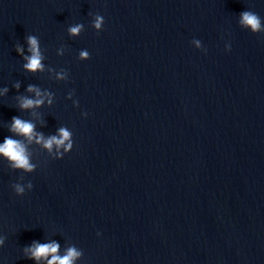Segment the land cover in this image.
<instances>
[{"label":"water","instance_id":"water-1","mask_svg":"<svg viewBox=\"0 0 264 264\" xmlns=\"http://www.w3.org/2000/svg\"><path fill=\"white\" fill-rule=\"evenodd\" d=\"M245 10L264 24V0H0V143L14 116L74 141L60 160L28 144L32 173L0 159V264L51 242L75 264H264V32ZM30 85L51 105L21 111Z\"/></svg>","mask_w":264,"mask_h":264},{"label":"clouds","instance_id":"clouds-1","mask_svg":"<svg viewBox=\"0 0 264 264\" xmlns=\"http://www.w3.org/2000/svg\"><path fill=\"white\" fill-rule=\"evenodd\" d=\"M104 25V18L101 15L95 16L92 28L97 33L101 32ZM240 25L246 30H249L253 35L260 32H264V24H262L260 17L252 11H243L240 13ZM83 30V24L77 23L68 27V34L71 37H77ZM28 52L30 55L24 56L26 61L23 65V69L35 75L37 72L44 70L42 60L44 59L41 50L39 40L36 36H29L27 39ZM199 49V44H197ZM23 49L17 48V52L23 55ZM204 54H207V49L201 50ZM225 52L231 51V46L224 48ZM80 60L82 62L90 59L88 51H81ZM65 73H59L57 79L64 80ZM17 89L19 85H16ZM28 93H34L32 96L20 97L19 109L21 111H29L34 108H39L44 105L45 100L49 105L52 103V98L48 93H42L41 90L34 86L27 88ZM7 93V88L0 91V96ZM74 107H79V102H74ZM83 118H87L88 113H81ZM11 135L6 136L2 143H0V159L7 161L10 166L17 171H23L24 173H32L35 171V165L31 162V157L28 152V144L33 141L42 146L53 158L56 160L62 159L65 155H68L74 146L73 134L66 128L61 127L58 129V134L50 137H45L42 133L35 131V125L31 120H25L20 117L14 116L11 120V124L8 128ZM27 142V143H26ZM53 149L55 151L53 152ZM33 188V184L29 182L26 186L16 184L13 186V192L17 197H22L27 192H30ZM100 233H97L99 236ZM3 239H0V247L3 246ZM26 255L29 259L36 261V264H75L80 256L81 252L75 247H69L64 255L59 254V245L56 242L51 243H34L30 248L26 249Z\"/></svg>","mask_w":264,"mask_h":264}]
</instances>
